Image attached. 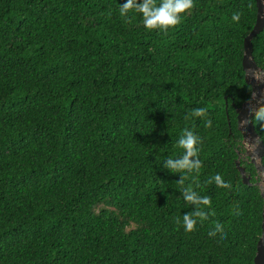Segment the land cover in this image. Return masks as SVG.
I'll use <instances>...</instances> for the list:
<instances>
[{
    "label": "trees",
    "instance_id": "trees-1",
    "mask_svg": "<svg viewBox=\"0 0 264 264\" xmlns=\"http://www.w3.org/2000/svg\"><path fill=\"white\" fill-rule=\"evenodd\" d=\"M120 2L0 0V264H254L235 109L255 0H193L163 30ZM251 43L264 76V26ZM185 129L199 164L171 170Z\"/></svg>",
    "mask_w": 264,
    "mask_h": 264
},
{
    "label": "water",
    "instance_id": "water-1",
    "mask_svg": "<svg viewBox=\"0 0 264 264\" xmlns=\"http://www.w3.org/2000/svg\"><path fill=\"white\" fill-rule=\"evenodd\" d=\"M256 16L251 30L243 39V53L241 57L242 69L244 70V80L250 85V95L238 107H236V123L241 133V141L246 144L244 153L252 162L256 173L260 175V179L255 178L253 183L260 188L262 196L260 234L256 241V250L253 257L254 264H264V165L260 158L263 154V141L254 128L252 122L253 110L264 105V79L259 68L252 56L251 38L264 26V0H255ZM256 74L261 75V78ZM235 165L238 169L241 180L244 183H251L250 173H248L243 164H240L239 157L235 159Z\"/></svg>",
    "mask_w": 264,
    "mask_h": 264
},
{
    "label": "clouds",
    "instance_id": "clouds-1",
    "mask_svg": "<svg viewBox=\"0 0 264 264\" xmlns=\"http://www.w3.org/2000/svg\"><path fill=\"white\" fill-rule=\"evenodd\" d=\"M192 3L193 0H159V3H156L155 0H123V2H120L119 4V12L121 15L126 16L129 10L138 11L141 14V20L146 29L158 28L163 30L169 26L175 25L179 21L181 13H184L185 10L190 9L192 7ZM232 18L235 20L237 15L233 14ZM257 66L261 68L259 65ZM260 73L263 76L262 69L260 70ZM261 75L256 74V76L259 78H261ZM192 111L194 115H198L204 113L205 109L202 107H196ZM253 118L257 121H260L262 127H264V105H260L253 110ZM210 123V120H205L206 125ZM199 139L200 138L197 134H194L191 130L185 129L177 141V144L182 146L183 153L179 158L176 159L168 157L166 160L167 166L171 170H179L193 168L198 165L199 161H190L189 156L198 152ZM240 143H242V141ZM259 176L260 175L258 174L255 175L257 179L261 178H259ZM211 179L214 180L218 185H224L227 183L226 180L222 179L219 173H215ZM185 198L192 199L193 196L192 194H186ZM201 199L204 203L208 202V197L206 196L202 197ZM182 224L184 230L188 231L193 227V220L187 214H185ZM221 232L223 234V229H221Z\"/></svg>",
    "mask_w": 264,
    "mask_h": 264
},
{
    "label": "flooded vegetation",
    "instance_id": "flooded-vegetation-1",
    "mask_svg": "<svg viewBox=\"0 0 264 264\" xmlns=\"http://www.w3.org/2000/svg\"><path fill=\"white\" fill-rule=\"evenodd\" d=\"M240 146H241V148H242V152H241V156L242 157H245L246 158V160H249V158L246 156V154L244 153V150L246 149V144H242V143H240Z\"/></svg>",
    "mask_w": 264,
    "mask_h": 264
},
{
    "label": "rangeland",
    "instance_id": "rangeland-1",
    "mask_svg": "<svg viewBox=\"0 0 264 264\" xmlns=\"http://www.w3.org/2000/svg\"><path fill=\"white\" fill-rule=\"evenodd\" d=\"M259 178H260V176H259Z\"/></svg>",
    "mask_w": 264,
    "mask_h": 264
}]
</instances>
